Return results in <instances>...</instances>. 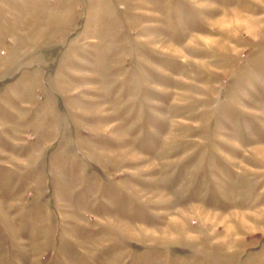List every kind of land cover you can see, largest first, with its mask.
Masks as SVG:
<instances>
[{
	"label": "rangeland",
	"instance_id": "374dc122",
	"mask_svg": "<svg viewBox=\"0 0 264 264\" xmlns=\"http://www.w3.org/2000/svg\"><path fill=\"white\" fill-rule=\"evenodd\" d=\"M0 264H264V0H0Z\"/></svg>",
	"mask_w": 264,
	"mask_h": 264
}]
</instances>
